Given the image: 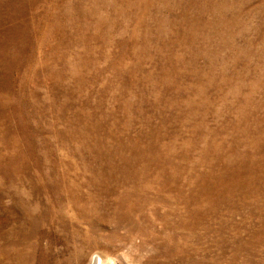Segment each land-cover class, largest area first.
I'll use <instances>...</instances> for the list:
<instances>
[{
    "label": "rangeland",
    "instance_id": "374dc122",
    "mask_svg": "<svg viewBox=\"0 0 264 264\" xmlns=\"http://www.w3.org/2000/svg\"><path fill=\"white\" fill-rule=\"evenodd\" d=\"M95 259L264 264V0H0V264Z\"/></svg>",
    "mask_w": 264,
    "mask_h": 264
},
{
    "label": "bare ground",
    "instance_id": "6f19581e",
    "mask_svg": "<svg viewBox=\"0 0 264 264\" xmlns=\"http://www.w3.org/2000/svg\"><path fill=\"white\" fill-rule=\"evenodd\" d=\"M23 2V1H22ZM4 5V4H3ZM11 99V98H10ZM18 138V137H17ZM134 205V204H133ZM91 211V210H90ZM98 220V219H97ZM24 222V221H23ZM22 231V230H21ZM97 258V256H96ZM99 258V257H98ZM103 259V258H102ZM98 262V259H95V261L93 262L94 264H96ZM16 263V262H15ZM99 263V262H98ZM101 263V262H100Z\"/></svg>",
    "mask_w": 264,
    "mask_h": 264
},
{
    "label": "clouds",
    "instance_id": "9594fccd",
    "mask_svg": "<svg viewBox=\"0 0 264 264\" xmlns=\"http://www.w3.org/2000/svg\"><path fill=\"white\" fill-rule=\"evenodd\" d=\"M107 264H114V262L111 259H109V261L107 262Z\"/></svg>",
    "mask_w": 264,
    "mask_h": 264
}]
</instances>
